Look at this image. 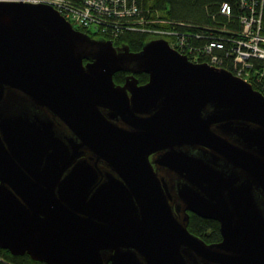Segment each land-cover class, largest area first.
I'll return each instance as SVG.
<instances>
[{
  "label": "water",
  "instance_id": "water-1",
  "mask_svg": "<svg viewBox=\"0 0 264 264\" xmlns=\"http://www.w3.org/2000/svg\"><path fill=\"white\" fill-rule=\"evenodd\" d=\"M189 210L222 239L192 232ZM0 248L49 264H264V93L167 38L118 47L50 3L0 0Z\"/></svg>",
  "mask_w": 264,
  "mask_h": 264
},
{
  "label": "built area",
  "instance_id": "built-area-1",
  "mask_svg": "<svg viewBox=\"0 0 264 264\" xmlns=\"http://www.w3.org/2000/svg\"><path fill=\"white\" fill-rule=\"evenodd\" d=\"M31 2H47L61 11L73 24L83 30L94 29L107 38L115 39L119 35L117 24H125L126 21L138 15L126 26L145 30L143 9L137 0H25ZM232 1L239 4L238 28H229L227 23L216 25L213 32L218 36L213 37L204 44H194L193 34L189 31H180L172 19L156 16L152 22L161 25L151 30L152 34L167 38L171 45L188 56L193 61H207L219 67H230L237 75L256 84L264 91V0H223L220 11L231 17L233 13ZM182 24L181 22H177ZM170 24V25H169ZM87 31V30H85ZM91 33V32H90ZM220 33L227 35L226 41ZM97 35V34H96ZM199 37V35H197ZM220 53V49H224Z\"/></svg>",
  "mask_w": 264,
  "mask_h": 264
},
{
  "label": "trees",
  "instance_id": "trees-1",
  "mask_svg": "<svg viewBox=\"0 0 264 264\" xmlns=\"http://www.w3.org/2000/svg\"><path fill=\"white\" fill-rule=\"evenodd\" d=\"M223 0H137L140 7L143 9L141 16H145L143 24L137 23L138 26H144L146 29L132 28L126 24L132 23L138 19V15L129 18L125 24H117L119 35L114 39L115 42H125L132 50H140L143 45L152 39V32L148 29L155 28L161 24L153 21L152 18L162 16L172 19L174 25L180 30L192 33L194 44H204L210 41L213 37L218 36L213 32V28L220 24L227 23L229 28H238L239 25V4L232 1L233 13L231 17L221 13L220 6ZM264 19V11H263ZM177 22H181L177 23ZM170 25V24H169ZM84 29V27H82ZM87 32L97 34L101 32L91 29ZM199 35V37L197 36ZM222 39L226 41L227 35L220 33ZM220 49L219 52H224ZM233 69V66L230 65ZM229 68V67H227ZM229 68V69H231ZM147 76V74H145ZM120 78V73L114 76ZM121 79V78H120ZM119 80V79H118ZM256 89L264 93L260 87L253 84ZM189 229L195 234L203 237L207 242L219 241L222 239L220 223L218 220L211 217H203L195 212H192L188 224ZM0 264H49L45 261H40L32 258L28 253L12 254L9 249L0 248Z\"/></svg>",
  "mask_w": 264,
  "mask_h": 264
},
{
  "label": "flooded vegetation",
  "instance_id": "flooded-vegetation-1",
  "mask_svg": "<svg viewBox=\"0 0 264 264\" xmlns=\"http://www.w3.org/2000/svg\"><path fill=\"white\" fill-rule=\"evenodd\" d=\"M92 37H94V38H99V39H102V38H107L105 35H96V34H94V33H89ZM115 42V41H114ZM122 44H125V42H115V45L116 46H118V47H120ZM120 73V78H118V79H116L115 77H114V79H115V81H116V83L117 84H124L125 82H126V79H127V77L129 76V75H131L132 74V72L131 71H129V70H119V71H117L116 73ZM115 73V74H116ZM115 74H114V76H115ZM145 74H147V76L145 75ZM135 76L138 78V80H139V84H143V83H146L148 80H149V73H147V72H136L135 73ZM130 92V91H129ZM190 211V216H191V214H192V211L191 210H189ZM190 221V220H189ZM220 223V222H219Z\"/></svg>",
  "mask_w": 264,
  "mask_h": 264
},
{
  "label": "rangeland",
  "instance_id": "rangeland-1",
  "mask_svg": "<svg viewBox=\"0 0 264 264\" xmlns=\"http://www.w3.org/2000/svg\"><path fill=\"white\" fill-rule=\"evenodd\" d=\"M151 36H152V39H154V38H159V36H157V35H155V34H152Z\"/></svg>",
  "mask_w": 264,
  "mask_h": 264
}]
</instances>
